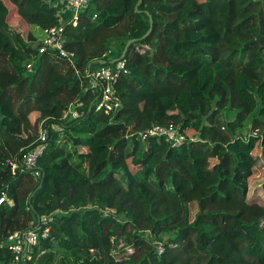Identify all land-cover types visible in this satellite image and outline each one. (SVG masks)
Returning a JSON list of instances; mask_svg holds the SVG:
<instances>
[{
    "label": "trees",
    "instance_id": "16d2710c",
    "mask_svg": "<svg viewBox=\"0 0 264 264\" xmlns=\"http://www.w3.org/2000/svg\"><path fill=\"white\" fill-rule=\"evenodd\" d=\"M55 1L0 0V245L52 216L29 264H264V204L249 197L252 153L264 148V0H143L140 12L139 0H92L66 28L80 75L10 26L14 11L43 35L58 24ZM132 39L122 108L96 112L88 66L110 65ZM76 102L82 116L64 119ZM42 119L41 179L13 175L6 160L39 143ZM249 122L256 134L245 136ZM169 123L196 138L174 148L140 136ZM119 245L134 252L117 260ZM12 260L0 247V264Z\"/></svg>",
    "mask_w": 264,
    "mask_h": 264
},
{
    "label": "built area",
    "instance_id": "2783aa9c",
    "mask_svg": "<svg viewBox=\"0 0 264 264\" xmlns=\"http://www.w3.org/2000/svg\"><path fill=\"white\" fill-rule=\"evenodd\" d=\"M92 0H56L54 5L61 4L63 14L60 10L57 14L58 24L44 30L42 38L39 43V54L56 53L59 57L65 59L72 65L76 73L80 75L76 67V54L73 51L66 49V28L68 26L77 27L80 21L82 12L90 5ZM70 11L69 17L65 16V12ZM94 16V20L96 19ZM33 62L28 63L27 71L32 72ZM127 73L125 59H120L117 63L108 66L99 67L93 71H87L85 78L89 83L88 89L92 90L93 94H100V101L95 105L96 112H103L104 114H117L121 108L122 103L115 95V87L120 78ZM84 102L72 103L71 106L64 112V119H77L83 113L79 108L84 107ZM256 134L255 132L253 133ZM141 138L146 140L150 137L163 138L172 147L179 148L189 141L186 132L182 131L179 126L173 123L167 125H155L150 129L140 133ZM48 139L47 132H43L38 139V144L31 150L25 152L21 159L14 162H8L11 173L16 175L19 168L21 172H30L37 180L41 179L42 173L38 167V161L43 156L46 149V142ZM7 200L4 194L0 198V205ZM12 204V202H10ZM112 212L110 210L107 211ZM52 216H44L39 218L37 222H30L29 228L24 230H17L9 234L7 239L1 243V248H6L13 253V260L9 264H29L33 259L34 248L37 247L41 240L50 237V221ZM119 245L118 248H122ZM155 248L159 256H161L165 247L161 242L155 243ZM117 249V248H116ZM116 249L113 251L115 252ZM133 253V252H132ZM131 254V253H130Z\"/></svg>",
    "mask_w": 264,
    "mask_h": 264
},
{
    "label": "rangeland",
    "instance_id": "374dc122",
    "mask_svg": "<svg viewBox=\"0 0 264 264\" xmlns=\"http://www.w3.org/2000/svg\"><path fill=\"white\" fill-rule=\"evenodd\" d=\"M10 8H13V7L11 6ZM60 13L63 14V11L60 10ZM12 15H11L12 21H10L11 28L16 29L17 31L21 32L22 35L24 36V38H26V39H28L27 34L32 33L35 36V38L37 39V41L34 42V44L38 45L40 43L41 38H42L41 31L35 27L27 26L24 22L19 20L17 14L14 11H12ZM17 18H18V20H17ZM46 120L42 119L39 122L40 126H38V128H39L38 131L36 129L32 130V133L36 134L38 136V138L42 135L43 132H45L44 127H43V123ZM252 132L253 131H252V128H251V125L249 122L247 127L243 130V134L245 136H248ZM23 133L25 134V136H26V133L28 134V132L26 130H23ZM186 133L188 135L189 140H193L196 138L195 133L192 130H187ZM255 133H256V131H255ZM36 140L38 141V139H36ZM36 140L32 144H34L36 142ZM80 151H84V149H80ZM252 156H253L252 162H253V166H254V174L249 181L250 186H251V192H250L249 197L250 198L253 197L254 200L259 202L260 204H264V148L258 144L256 146V149L252 153ZM13 159L14 158L8 159V160H6V162L7 163L8 162H14L15 160H13ZM213 164H214L213 161H210V162H208L207 166L210 167ZM196 210L197 209H194L193 214H195ZM132 252H134V250H133V248H130V247H126V250L122 249V248H117L115 252L113 251V255L115 256V258L117 260H121V258L126 257L128 254H130Z\"/></svg>",
    "mask_w": 264,
    "mask_h": 264
},
{
    "label": "water",
    "instance_id": "95a60500",
    "mask_svg": "<svg viewBox=\"0 0 264 264\" xmlns=\"http://www.w3.org/2000/svg\"><path fill=\"white\" fill-rule=\"evenodd\" d=\"M142 1H143V0H139V1H138L137 5H136V7H135L136 12H140L139 7H140V4L142 3ZM146 14H147V15L149 16V18H150V28H149L148 32L146 33V35H145L144 37H148V36L152 33V30H153V19H152V17H151V15H150L149 12H146ZM134 43H136V40H135V39L130 40V41L127 43V45H126V47H125V49H124V52H123L122 56H121L120 58H117V59L113 60V61L111 62V64L117 63L120 59H123V58L126 56V54H127L128 50H129L130 46H131L132 44H134ZM98 63H99L100 65H106V64H107V61H98ZM92 64H93V62L90 63L89 66H88L89 71H90V68H91ZM42 185H43V182L41 181V183H40L38 189H40V188L42 187Z\"/></svg>",
    "mask_w": 264,
    "mask_h": 264
},
{
    "label": "crops",
    "instance_id": "0c3cea01",
    "mask_svg": "<svg viewBox=\"0 0 264 264\" xmlns=\"http://www.w3.org/2000/svg\"><path fill=\"white\" fill-rule=\"evenodd\" d=\"M71 15L70 11L65 12V16L69 17Z\"/></svg>",
    "mask_w": 264,
    "mask_h": 264
}]
</instances>
